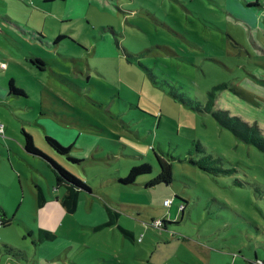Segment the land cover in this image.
Segmentation results:
<instances>
[{"label": "rangeland", "instance_id": "1", "mask_svg": "<svg viewBox=\"0 0 264 264\" xmlns=\"http://www.w3.org/2000/svg\"><path fill=\"white\" fill-rule=\"evenodd\" d=\"M41 1L0 0V61L7 65L0 87L8 96H0V123L7 140L24 130L90 186L93 204L80 201L76 214H66L51 170L16 159L12 166L0 137V203L13 216L0 229V264H17L3 244L35 253L29 236L38 228L58 236L49 242L54 264L264 260V153L213 115L227 111L264 133V0ZM39 33L67 38L52 50L33 39ZM32 57L43 58L46 70L32 67ZM10 80L28 97L9 95ZM45 136L73 144L80 163L54 154ZM154 153L170 161L172 182L148 188L159 173ZM205 156L234 172L191 164ZM143 164L150 174L134 185L120 182ZM37 182L48 200L39 216ZM103 204L120 226L94 231L106 222Z\"/></svg>", "mask_w": 264, "mask_h": 264}, {"label": "trees", "instance_id": "2", "mask_svg": "<svg viewBox=\"0 0 264 264\" xmlns=\"http://www.w3.org/2000/svg\"><path fill=\"white\" fill-rule=\"evenodd\" d=\"M20 1L29 4V0H20ZM36 1H39V0H36ZM53 1H57V0H42L41 3L53 2ZM65 38H67L66 35H57L52 38H48V37H45L42 33H39L33 36V39L34 40L37 39L39 43L52 46V50L57 49V46L62 44L61 40ZM28 61L30 62L32 67H36L40 71H45L47 68L46 62L43 58L32 57ZM74 61L75 60H72V62ZM6 68H7V65H6ZM0 70H4V69H0ZM8 90H9L8 92L9 95L19 96V97L21 96L24 98L28 97L27 93L24 90L17 88L15 86L13 80H10ZM211 105H212V100H209L208 104L205 107V111L209 112L211 109ZM213 115H214L215 120L220 124V126L228 130L240 142H242L243 144L247 146H251L255 148L260 153H264V133L256 122L249 123L247 121L242 120L239 117L231 116L227 111H221V110L214 112ZM21 135H22L21 142L27 153L35 155V156L43 157L46 160H48V162L51 164L53 176L55 178L56 187L63 188L64 190V198L61 201V204L67 213L74 214V212L76 211L77 203L80 198V191H82L83 193H89L91 192L90 187L87 184H85L84 181L76 177L74 174L67 171L65 167L61 165L59 162L53 161L51 158L47 157L39 149H37L33 143L32 137L27 132L22 130ZM4 137H5V130H4V135L1 138H4ZM45 142L50 147L48 149H50L57 156L64 158L63 160H66L67 162L72 163V164L80 163V161H78L76 157L72 155L71 150L73 149V147L71 145L69 147H65L59 141L49 136H45ZM151 150H153V148H151ZM197 150L202 151L199 145H197ZM154 154L158 162L159 173L157 177L153 178L151 181H149L146 184V187L148 188H151L157 185H169L172 182V165L170 161L164 155L156 154V153ZM191 164L197 166L202 171H205L208 173H214L216 175H218L219 173H226V174L232 173L235 170L233 168L231 169L223 168L221 166L220 159L212 158L211 156L202 157L197 161L191 160ZM151 172H152V167L149 164L133 166L129 170L127 176L123 180H120V182L126 185H134L138 177L142 175H148ZM36 190H37V195H38V205L43 206V204L45 203V200H44L42 190L39 187H37ZM167 200L170 201V205H171L172 201L170 199H167ZM183 209L184 207L180 205L179 207L180 212H182ZM107 212H108V215L110 216V220L108 221V223L99 227L100 229L106 226L108 227L113 226V222L111 221L113 212L110 209H108ZM11 222H12L11 219H2L0 217V229L8 228L11 225ZM157 222L153 223L152 225L156 226ZM159 224H160L159 227L161 225H164L166 227V225L169 223H166L163 221L162 223L159 222ZM99 228L96 229V231H99ZM122 232L124 234L127 233L124 230ZM42 235L46 239L52 238L51 235H47L45 233ZM11 250L10 251L13 253H20L16 249H11ZM260 263H264V260L259 259L257 255H256V260L254 262H251V264H260Z\"/></svg>", "mask_w": 264, "mask_h": 264}, {"label": "crops", "instance_id": "3", "mask_svg": "<svg viewBox=\"0 0 264 264\" xmlns=\"http://www.w3.org/2000/svg\"><path fill=\"white\" fill-rule=\"evenodd\" d=\"M1 62V61H0ZM4 63V62H3ZM0 96H4V97H8V96H6L7 95V93L5 94V90L2 88V87H0ZM7 129H8V127H7ZM52 129V128H51ZM4 130H5V134H6V126H4ZM52 130H54V129H52ZM46 133H48V132H46ZM4 142H6L7 143V145H8V150H7V155H8V158H9V160H10V162H11V164H12V166H14L15 164H18V163H16V160H18L19 162H21V161H23L24 162V164H30V163H37V164H40V165H42L43 167H45L46 169H49V170H51L50 172L52 173V175H53V172H52V168H51V166L49 165V162H48V160H46L45 158H43V157H40V156H35V155H32V154H29V153H27L26 151H25V149H24V147H23V144H22V142H21V138L20 137H14V138H11V139H9V140H7V138H5L4 137ZM16 140V141H15ZM59 141V140H58ZM15 143H17L18 144V148H20V151H21V153L19 154H16V153H14L13 152V150H12V146H16V144ZM62 144V143H61ZM64 145V144H63ZM20 146V147H19ZM72 147H73V144L71 145ZM74 148V147H73ZM47 157H49V158H51L53 161H55V162H57V160L53 157V156H51L48 152H43ZM16 156H18L19 158H16ZM16 159V160H15ZM1 163V162H0ZM54 177V176H53ZM55 180V179H54ZM38 183V185H35V187H34V191H35V194H34V200H35V209H36V211H38V213H37V216H39V211H41V210H45V208H46V205H47V203H48V200H47V197H46V195H45V191H44V189L41 187V185H40V183L39 182H37ZM55 186H56V183H55ZM37 187H39V188H41V190H42V193H43V196H44V200H45V203L43 204V206H39L38 205V195H37ZM90 187V186H89ZM60 190V188L59 187H55V189H52V190ZM90 189H91V192H89V193H83L82 191H80V198H79V201H78V203H77V207H76V211H77V209H78V205H79V203H80V201H83V203H82V208L84 207V208H89V207H91V205L93 204V200L92 201H90L89 203H88V201L87 200H89L88 198H91L92 196H93V190H92V188L90 187ZM1 193V192H0ZM2 193H4V192H2ZM1 193V194H2ZM25 198V197H24ZM24 198H23V201H22V203H21V205L24 203ZM63 198H64V192L62 193V199L59 201V200H57L56 201V203H59L60 204V206L62 207V209L64 210V208H63V206H62V204H61V201L63 200ZM2 204L0 203V217L2 218V219H11L12 221H13V216H9L10 215V213L9 212H7L6 211V209L4 208V206L2 205ZM102 207H103V209H104V212H105V217H106V222L104 223V224H106V223H108V221L110 220V216L108 215V212H107V210H108V207L107 206H105L104 204L102 205ZM110 210H112V209H110ZM76 211L74 212V214H76ZM113 211V210H112ZM64 212L66 213V214H68V215H73V214H69V213H67L65 210H64ZM113 215H115V216H113ZM116 219H118V213L117 212H115V211H113V213H112V217H111V221L113 222V224L115 225H119L120 226V224H119V222L116 220ZM25 221V222H24ZM24 221H22L23 222V224L25 225V227H27L26 228V231L25 232H28L29 234L31 233V228H30V226H28L29 224H28V222H26V220H24ZM12 223V222H11ZM104 224H100V225H98V226H95L94 227V229L93 228H91V229H93L94 231H96V229H98L99 227H101L102 225H104ZM11 226V225H10ZM39 227V226H38ZM87 227V226H86ZM88 228H90V227H88ZM99 230H101L100 228H99ZM47 234V235H51L52 236V238H50V239H46V238H44L43 237V235L42 234ZM31 235V234H30ZM32 236V237H31ZM31 236H29V238H30V240H32V242H33V245H35L36 246V249L34 250V252L35 253H33L32 255H28V252L27 251H22V250H20V249H17V248H15V247H13V246H11V245H7V244H3L2 246L7 250V252L9 253V254H11L12 256H9V255H7V256H9V257H12V260L13 261H15L17 264H19V263H23L24 261L25 262H30V263H33V264H54L56 261H57V257H55V256H53V252H54V249H50L49 248V246L51 245V244H49V242H52V241H54L58 236H57V234H52V233H50V232H46L45 230H43V229H41V228H38L37 229V231H36V234H33V235H31ZM35 237H37V240H35ZM41 243H47V245L45 246V245H41ZM11 249H16V250H18L20 253H13V252H11V251H13V250H11ZM2 250V249H1ZM11 250V251H10ZM4 259H7V257H4Z\"/></svg>", "mask_w": 264, "mask_h": 264}, {"label": "built area", "instance_id": "4", "mask_svg": "<svg viewBox=\"0 0 264 264\" xmlns=\"http://www.w3.org/2000/svg\"><path fill=\"white\" fill-rule=\"evenodd\" d=\"M6 68V64L3 62H0V69H5ZM4 135V125L0 123V137H3ZM164 204L166 206L170 205V201H165ZM260 264H264V263H260Z\"/></svg>", "mask_w": 264, "mask_h": 264}, {"label": "water", "instance_id": "5", "mask_svg": "<svg viewBox=\"0 0 264 264\" xmlns=\"http://www.w3.org/2000/svg\"><path fill=\"white\" fill-rule=\"evenodd\" d=\"M49 165L51 166V164L49 163ZM52 168V167H51Z\"/></svg>", "mask_w": 264, "mask_h": 264}]
</instances>
